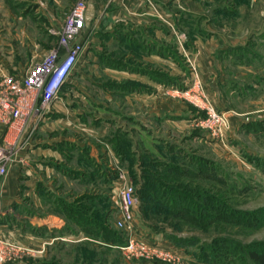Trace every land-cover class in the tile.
Here are the masks:
<instances>
[{
    "label": "rangeland",
    "instance_id": "1",
    "mask_svg": "<svg viewBox=\"0 0 264 264\" xmlns=\"http://www.w3.org/2000/svg\"><path fill=\"white\" fill-rule=\"evenodd\" d=\"M8 1L0 0V79L31 64L12 38L27 4ZM164 1L175 27L168 78L135 54L145 37L114 30L93 47L94 62L80 58L82 45L59 96L24 110L7 133L13 165L29 168L38 149L42 209L61 219L38 228L21 218V204L11 216L0 209V264H254L247 250L264 246V0ZM124 182L136 191L132 229L113 225Z\"/></svg>",
    "mask_w": 264,
    "mask_h": 264
},
{
    "label": "crops",
    "instance_id": "2",
    "mask_svg": "<svg viewBox=\"0 0 264 264\" xmlns=\"http://www.w3.org/2000/svg\"><path fill=\"white\" fill-rule=\"evenodd\" d=\"M76 1L20 0L15 3L18 5L21 3L23 6L27 4L24 8L26 9L24 11V21L16 24L12 23V30L19 31L18 33H13L12 38L14 40H21L25 44L28 51V62L33 63V61L39 60L52 47L58 46L60 53H64L77 40V38L71 37L68 40V44L63 45L59 43V37L50 32V29L61 30L64 14ZM30 2L38 3L34 7V10L32 9L33 5L30 6ZM164 2V0H86L87 9L81 35V43L84 41L82 44L84 50L81 52L80 58L86 55V62H94L96 55L93 53V47L100 43V40L103 39L106 33H111L121 28L125 32L126 37H129L131 32H135L146 38L145 42H149L150 44L136 48L135 54L148 65V70H154L155 73H162V75L165 73L168 78L169 74L175 71L174 59L172 58V54H169V47L173 50L175 46V27L174 21H172L174 15L165 9L167 7L164 5ZM164 6L165 8H163ZM10 18L9 14L8 19ZM8 25L11 26L10 21ZM110 40V37L106 38L105 46L110 43ZM88 44H90L89 49H87ZM153 44H155L156 48L160 46L161 52H163L160 54L158 49L154 50L152 48ZM203 46L198 52H200V56L203 55L207 59L208 55L205 54ZM121 54L126 58L128 57L127 55H130L128 51ZM4 67L9 71L11 68L9 61L7 65H3ZM26 67L25 64L23 69L14 73H23ZM92 67L96 68L95 65H92ZM106 70L112 72V70ZM119 75L127 77L132 74L120 71ZM133 76L142 82L152 84L147 76L138 73L133 74ZM156 89H159L158 84L156 85ZM53 107L59 111L63 108L59 102H54ZM37 150L36 148L30 151L32 157L29 168L21 169L22 166L19 164L12 165L7 174L0 178V209L1 213H7L8 216H11V213L13 214L12 206L19 203L23 207L21 218L24 221L27 219L31 225L39 228L43 226L41 224L46 219L57 220L61 218L55 212H46L42 209L44 199H42L41 191L37 190V185L40 182L39 180H43L42 176L38 177V173H44V171H41L40 164L36 163L41 161L40 158L37 159L34 156L37 154ZM91 156H93V153H91ZM58 180L61 179L57 177V183H53L56 185L55 187L61 184V181ZM46 185L48 189H55L47 178ZM19 186L23 187L22 196L18 192ZM40 208L41 211L37 212ZM4 222H7L5 218L3 220L0 219V227L7 225ZM54 224L56 223L54 222Z\"/></svg>",
    "mask_w": 264,
    "mask_h": 264
},
{
    "label": "built area",
    "instance_id": "3",
    "mask_svg": "<svg viewBox=\"0 0 264 264\" xmlns=\"http://www.w3.org/2000/svg\"><path fill=\"white\" fill-rule=\"evenodd\" d=\"M86 9V0H77L64 14L61 30L50 29L63 45H67L71 37L77 38L64 53H60L58 46L52 47L39 60L27 66L23 73L1 77L0 126L5 134L0 140V178L16 162V152L12 148L14 143L7 139L9 130L19 124L24 110L39 111L54 101L72 73L82 50L81 35ZM118 196L119 205L113 225L116 229H132L137 201L132 183L124 182L119 188ZM138 245V252L142 255L145 246ZM135 247L136 244L129 240L124 248L132 252Z\"/></svg>",
    "mask_w": 264,
    "mask_h": 264
},
{
    "label": "trees",
    "instance_id": "4",
    "mask_svg": "<svg viewBox=\"0 0 264 264\" xmlns=\"http://www.w3.org/2000/svg\"><path fill=\"white\" fill-rule=\"evenodd\" d=\"M151 187V186H150ZM182 196L181 193H179L178 195V199H180ZM175 204L177 206H180V203H177L175 201ZM108 240H112L114 241V239H111L110 237L107 238ZM247 256L250 258V260L254 263V264H264V246L263 247H253L247 250Z\"/></svg>",
    "mask_w": 264,
    "mask_h": 264
}]
</instances>
